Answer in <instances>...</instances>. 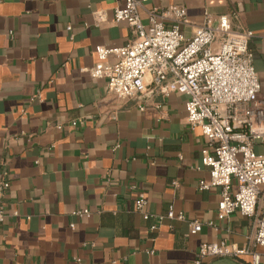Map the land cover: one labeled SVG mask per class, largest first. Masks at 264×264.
Listing matches in <instances>:
<instances>
[{
    "label": "crops",
    "instance_id": "obj_1",
    "mask_svg": "<svg viewBox=\"0 0 264 264\" xmlns=\"http://www.w3.org/2000/svg\"><path fill=\"white\" fill-rule=\"evenodd\" d=\"M121 5L0 0V173L9 181L0 264H188L201 243L244 247L254 234L259 207L254 217L234 211L219 220V187L197 188L209 179L201 163L206 143L186 121V95L148 88L122 100L90 76L97 46L134 39L127 23L112 18L111 9ZM172 5L185 8L186 36L204 13L228 15L233 30L253 33L248 48L262 109L264 0H148L140 17L147 23L145 9ZM100 10L105 18L97 21ZM74 120L83 123L73 126ZM253 148L264 153V142ZM139 192L147 219L135 209ZM170 208L184 218H167ZM82 210L90 214H75ZM193 221L202 228L189 234ZM202 264H250V258Z\"/></svg>",
    "mask_w": 264,
    "mask_h": 264
},
{
    "label": "built area",
    "instance_id": "obj_2",
    "mask_svg": "<svg viewBox=\"0 0 264 264\" xmlns=\"http://www.w3.org/2000/svg\"><path fill=\"white\" fill-rule=\"evenodd\" d=\"M147 1L122 0L121 6L111 9L113 20L127 23L134 39L118 48L97 46V62L89 74L103 79L107 91L122 100L138 97L148 88L156 95L187 96L186 121L191 129L200 130L206 143L201 163L208 168L209 179L200 180L197 188L219 187V220L234 211L254 217L259 207L254 234L246 246L224 241L201 243L196 257L188 264H202L205 258L241 255L249 256L250 264H264V153L253 148L255 142H264V99L263 108L257 109L260 86L248 48L253 33L233 30L228 15L214 17L204 13L192 35L186 36L182 27L189 25V19L184 7L147 8L144 23L140 8ZM104 13L94 12L96 20L104 19ZM82 123L74 120L70 124ZM8 188L6 172H2L0 222L5 218L4 196ZM145 204L143 194L137 193L135 209L147 219L150 215L143 210ZM75 214L90 213L82 210ZM166 217L184 218L183 213L174 215L171 208ZM162 219L163 216L157 218ZM201 228V223L193 221L188 232L195 234ZM256 247L263 253L256 252Z\"/></svg>",
    "mask_w": 264,
    "mask_h": 264
}]
</instances>
